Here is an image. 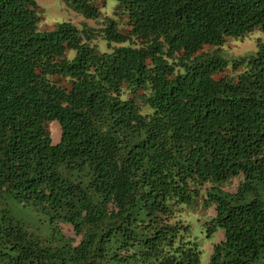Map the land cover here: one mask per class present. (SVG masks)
<instances>
[{
	"label": "trees",
	"instance_id": "obj_1",
	"mask_svg": "<svg viewBox=\"0 0 264 264\" xmlns=\"http://www.w3.org/2000/svg\"><path fill=\"white\" fill-rule=\"evenodd\" d=\"M63 1L80 25L0 0V264H264V39L222 54L264 33V0H116L120 20ZM12 200L78 238L34 234ZM184 206L222 233L205 261Z\"/></svg>",
	"mask_w": 264,
	"mask_h": 264
},
{
	"label": "rangeland",
	"instance_id": "obj_2",
	"mask_svg": "<svg viewBox=\"0 0 264 264\" xmlns=\"http://www.w3.org/2000/svg\"><path fill=\"white\" fill-rule=\"evenodd\" d=\"M38 3V13L40 16L39 25L41 27L50 28L55 23L61 21H72L77 25H80V21L83 20V16L73 10L63 0H36ZM116 6V0H106L105 4L100 6V10L106 14L117 18L120 17L117 13H114ZM90 23L96 24L92 19H89ZM258 37L264 39V33L260 28L253 29L249 34L243 38L234 37L226 42L222 49V54L228 59V65L231 66L232 58L246 54L256 47V40ZM98 48L100 50H107L109 46L104 38H98L96 40ZM73 50H70V54H73ZM223 73L216 74L217 77ZM56 120H52L48 123L51 135L54 140H58L59 128ZM237 184V179H232V182L226 184L228 189L234 190ZM199 202V201H198ZM8 211L11 216L21 220L28 228L36 235L43 238L51 237L53 233V225H59L60 229L69 236L78 238L75 234L71 224L63 221H49V216L41 210L31 205H21V203L12 200L9 201ZM184 210L180 212V216L190 225V231L192 237L198 242V246L201 250V261H205L208 257L209 251L211 250L212 243L217 241L222 233L221 231L216 232L212 238L206 236L205 227L202 224L201 217L198 210H193L189 207L184 206ZM207 212H212V208L206 209ZM57 225V226H58ZM205 263V262H204Z\"/></svg>",
	"mask_w": 264,
	"mask_h": 264
}]
</instances>
